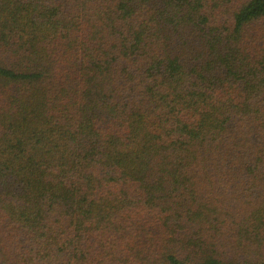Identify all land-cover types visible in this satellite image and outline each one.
<instances>
[{
  "label": "trees",
  "instance_id": "1",
  "mask_svg": "<svg viewBox=\"0 0 264 264\" xmlns=\"http://www.w3.org/2000/svg\"><path fill=\"white\" fill-rule=\"evenodd\" d=\"M0 264H264V0H0Z\"/></svg>",
  "mask_w": 264,
  "mask_h": 264
}]
</instances>
